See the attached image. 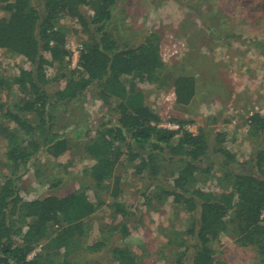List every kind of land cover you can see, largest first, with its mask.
I'll return each instance as SVG.
<instances>
[{"label":"trees","instance_id":"obj_1","mask_svg":"<svg viewBox=\"0 0 264 264\" xmlns=\"http://www.w3.org/2000/svg\"><path fill=\"white\" fill-rule=\"evenodd\" d=\"M120 1L0 0L8 14L0 18V49L32 66L21 69L13 79L0 78V94L8 96L13 86L24 93L14 110L0 104V137L7 143L13 173L0 177V264H48L52 251L68 249L89 236L96 207L85 192L24 201L20 181L41 153L59 158L80 142L75 136L54 131L53 111L61 103L82 100L92 88L102 100L117 102L114 123L103 125L87 143L86 151L94 159L90 168L94 183L105 184L114 177L116 167L126 163L153 184L160 180L164 163H175L178 173L173 186L160 187L158 198H172L175 205L196 217L186 232L194 242L190 264H215V246L229 232L241 247L258 246L264 256V116L254 113L248 120L249 135L259 139L249 163L238 162L224 147L225 134H217L215 153L223 172L218 178L221 190L216 192L207 185L212 165L205 130L192 133L183 122L176 130L161 127L158 113L146 104L144 94L122 81L133 75L140 82L153 83L165 65L157 33L147 32L141 44L128 46L110 31ZM60 17L76 21L90 35L80 57L82 70L68 68V34L55 26ZM174 86L176 104L189 106L197 95V78L180 76ZM239 166L248 169L237 170ZM120 184L121 179L116 178L112 196L122 220L128 210L118 200ZM118 226L123 239L128 238V227ZM43 242H47L43 252L30 259ZM183 245L186 248L178 253L175 264H184L189 258L190 249L186 242ZM112 261L137 264L123 248L112 251ZM63 264L72 263L64 256Z\"/></svg>","mask_w":264,"mask_h":264},{"label":"rangeland","instance_id":"obj_2","mask_svg":"<svg viewBox=\"0 0 264 264\" xmlns=\"http://www.w3.org/2000/svg\"><path fill=\"white\" fill-rule=\"evenodd\" d=\"M116 10L110 26L116 38L134 46L143 42L145 33H157L165 65L153 83L140 82L133 75L122 81L144 94L146 104L158 113L161 127L176 130L183 122L192 133L205 130L212 165L207 185L219 192L223 169L215 153L217 134H225L224 147L241 164L249 163L258 148L259 139L248 133V120L254 113L264 116V0H121ZM3 17L8 14L0 3ZM55 26L66 30L70 51L90 40L76 21L60 17ZM69 62L68 68L74 70L72 60ZM31 68L25 60L0 49V78L13 79L21 69ZM183 75L195 76L198 84L195 99L185 107L176 104L174 86ZM53 76L49 71V77ZM97 93L92 88L82 100L56 106L54 131L75 136L80 142L59 158L41 153L20 181L24 201L85 192L95 204L86 240L52 251L48 264H63L64 256L72 264H113L115 248L128 250L137 264H175L178 253L186 248L184 242L190 249L184 264H190L194 242L186 232L196 217L175 205L172 198H158L160 187L173 186L178 173L175 163H164L160 180L153 184L137 176L133 165L126 163L118 165L114 177L103 185L91 179L94 159L86 151L87 143L97 137L103 125L114 123L117 103L104 101ZM23 96L22 89L13 86L8 96L0 94V104L14 110ZM246 169L248 166L237 167ZM12 174L7 143L0 137V177ZM116 178L121 179L118 200L128 210L122 220L112 196ZM119 223L128 227V238L123 239ZM46 245L39 244L29 258L41 254ZM215 249V264H264L258 246L241 247L231 232L221 237Z\"/></svg>","mask_w":264,"mask_h":264},{"label":"built area","instance_id":"obj_3","mask_svg":"<svg viewBox=\"0 0 264 264\" xmlns=\"http://www.w3.org/2000/svg\"><path fill=\"white\" fill-rule=\"evenodd\" d=\"M83 50L84 47L82 44H77L71 51L68 49V51L70 52V57L68 58V60L69 61L72 60L75 69L82 70V68L79 65V62Z\"/></svg>","mask_w":264,"mask_h":264},{"label":"crops","instance_id":"obj_4","mask_svg":"<svg viewBox=\"0 0 264 264\" xmlns=\"http://www.w3.org/2000/svg\"><path fill=\"white\" fill-rule=\"evenodd\" d=\"M120 2H121V1H120ZM120 2H119V3H120ZM117 14H118V12H117V10H115V12H114V16L116 17Z\"/></svg>","mask_w":264,"mask_h":264}]
</instances>
